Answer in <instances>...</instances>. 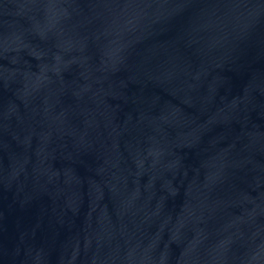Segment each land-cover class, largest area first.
<instances>
[{
  "label": "water",
  "instance_id": "obj_1",
  "mask_svg": "<svg viewBox=\"0 0 264 264\" xmlns=\"http://www.w3.org/2000/svg\"><path fill=\"white\" fill-rule=\"evenodd\" d=\"M0 264H264V0H0Z\"/></svg>",
  "mask_w": 264,
  "mask_h": 264
}]
</instances>
